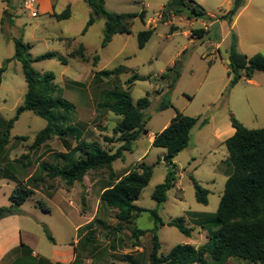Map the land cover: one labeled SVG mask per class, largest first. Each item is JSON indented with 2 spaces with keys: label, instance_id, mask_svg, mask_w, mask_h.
<instances>
[{
  "label": "rangeland",
  "instance_id": "1",
  "mask_svg": "<svg viewBox=\"0 0 264 264\" xmlns=\"http://www.w3.org/2000/svg\"><path fill=\"white\" fill-rule=\"evenodd\" d=\"M105 1L106 8L111 12L139 14L144 11L147 19L142 21L137 18L131 34H118L113 42L101 48L105 29L103 19L98 20L86 34L82 35L90 12L85 0H58L60 11L65 10L60 9L64 2L73 4V17L67 21H58L49 16L32 18L27 11H23L22 0H14L16 9L11 12L17 13L11 16L6 14L4 30L0 32V68L11 60L2 74L0 86V135L5 136L7 133L1 119L9 121L15 116L27 92L22 64L14 59L16 39H23L25 44L32 45L30 53L33 57L48 52L66 56L65 45L59 40L66 35L75 37L78 44L84 43L86 46L88 61L70 59L68 65H63L57 59H53L32 64L38 72H52L58 90L55 96L62 97L76 106V112L70 113L72 115L70 121L79 123L78 130L81 132L82 140L97 141L109 150H116L121 145L119 142L114 144L104 142L105 136L117 139L118 136L114 135L113 129L120 121V117L111 112L97 110V103L103 99L105 92L120 89L129 92L134 101L148 97L152 104L145 111L146 117H150L148 134L140 139L132 152H126L125 160L113 163L118 176H123L124 168L130 170L136 168L140 161L149 165L155 164L149 185L135 202L137 206L147 211L134 216L130 222L119 221L116 218L117 210L100 202L99 197L102 186L114 184L116 179L110 180V172L106 168L89 172L85 176V182L86 184L91 182L94 187L90 197L86 196L85 191L83 193L86 205L82 207V213L86 219L93 221L80 234L84 236L79 243L78 256L74 264H150L155 228L151 214L153 210L158 211L165 223L158 231L160 254L167 255L173 247L182 244H191L199 248L208 241V232L201 224L203 219L192 215L191 212L214 214L225 189L227 177L220 165L228 158L229 153L225 144L216 135V125L230 123L231 116H234L248 129L264 128V85L256 87L241 81L234 88L225 90L224 95L216 99L215 91L219 81L216 69L219 66L209 72L211 64L198 55L199 47L202 45V50L205 51L211 47L212 42L218 43L225 38L221 54L228 60L231 49L229 45L232 34H235L236 37L239 35L241 48L245 53L250 56L260 53L264 56V0H252L253 6L237 19V25L232 28L229 23L223 21L221 26H210L211 32L205 37H202L205 30H192V36L202 37L194 45L185 34L189 27L185 25L184 20L174 21L175 29L179 27V30L174 32L170 26L160 22L153 39L143 49L138 46V33L147 30L145 24L148 19H157L163 8L161 6H164L167 0ZM195 1L206 12L219 18L229 10L231 0ZM1 5L0 0V8ZM183 18L187 19L185 16ZM179 52L181 56L177 55ZM95 56L99 58L96 64L93 63ZM177 60L182 63V77L172 90H168V82L161 78L160 73L166 71L172 62ZM116 68H123L120 75L110 78L95 77L100 71ZM256 74V80L263 83L264 72L259 71ZM133 75L145 76L147 79L128 86L126 82ZM163 100L171 101L173 107L159 112L158 107ZM177 111L187 116L209 119L210 124L201 131L195 130L190 147L176 158L178 171L176 184L168 192L166 203L159 205L152 198V194L156 187L165 181L168 166L161 161L166 151L152 146L151 134L160 132L168 121L171 122ZM46 125L47 121L33 112L27 111L20 116L9 131L5 150L0 153V181L10 179L16 182L12 183L15 188H38L41 196H46L53 188L65 187L63 180L51 181L42 169L43 164L65 163L63 158L56 157L68 149L64 139L54 136L44 145L32 148L36 134ZM66 125L68 126V123ZM72 130L78 131L75 127ZM74 134L75 132H72L69 136L68 142L71 145L74 144ZM146 151L148 156L142 157ZM143 158L145 159L142 160ZM38 177H43L44 180L41 183L35 182L34 179ZM191 177L209 191L208 205L197 202ZM5 189L6 187L0 190L1 207L11 205ZM36 197L43 201L39 195ZM44 202L47 208L54 210L53 214H46L42 209V212L34 211L33 203L29 199L26 206L21 207L22 212L19 215L24 216L21 217L22 221H26L24 218L29 215L24 214V211H32L33 221L39 226H35L37 229L33 228L31 234L26 236L37 242L41 254L48 257L52 242L44 232V227L58 242H63L62 240L67 237L72 240L78 237L74 223L82 218L79 219L76 210L70 209L71 224L64 225L66 217L53 207L50 201ZM180 217L185 218L188 227L194 228L190 238L184 236L177 228L167 225L169 221ZM23 228L26 229L25 226ZM136 228L146 231V234L135 238L132 231ZM204 257L207 264H215L209 255ZM224 264L251 263L229 258Z\"/></svg>",
  "mask_w": 264,
  "mask_h": 264
},
{
  "label": "trees",
  "instance_id": "2",
  "mask_svg": "<svg viewBox=\"0 0 264 264\" xmlns=\"http://www.w3.org/2000/svg\"><path fill=\"white\" fill-rule=\"evenodd\" d=\"M92 9V14L83 30V34L102 18L105 20L104 37L101 48H105L117 34H131L132 26L136 18L142 21L145 18L144 11L141 13L111 12L106 8L105 0H86ZM246 0H232L231 9L219 17V20L231 24L244 7ZM161 22H169L173 17H183L187 19H204L212 22L204 9L195 0H168L161 11ZM70 17V9L66 8L57 15L58 20H66ZM176 27L171 26L174 32ZM204 31V30H203ZM154 34L153 29L144 30L138 33V46L145 48L150 38ZM30 44H25L23 40H15L14 59L22 64V71L27 85V92L22 105H20L15 116L6 121L1 119L5 125L7 133L0 135V153L5 150L9 138V131L19 120L20 116L27 111L33 112L47 121V125L39 131L34 139L32 148L36 149L44 145L52 137L66 139L72 132L75 135L77 146L66 155H56L59 159L65 160L64 165L43 164L42 169L49 179L60 178L68 187L75 182L83 184L84 177L90 171H97L106 168L109 170L110 180L114 179L113 163L125 159L126 152L133 151L134 142L141 134L148 133L145 111L151 106L148 97H143L134 102L129 92L113 89L105 92L104 97L97 103V110L108 111L120 117V121L113 129L114 137H104V142L108 144L121 143L116 149H106L97 141L82 140L81 132L73 131L72 126L66 124L71 119V112L76 110L73 103L62 97H56L57 85L55 75L52 72L40 73L36 71L32 64L44 60L57 59L63 65L67 64V58L55 52H48L33 58L30 53ZM70 58H79L88 61L86 58V48L79 45L69 55ZM98 56L93 58V63L98 62ZM229 68L232 79L228 90L234 88L244 77L251 79L256 72H264V56L260 53L253 56L241 54L237 50V37L232 34L231 49L229 54ZM8 60L0 68V86L2 84V74L6 71ZM123 68L114 70H103L96 73L95 77H106L120 75ZM182 74V63L177 60L165 73L161 75L163 80L168 82V90H172ZM147 78L133 75L126 84L131 86L136 81H144ZM173 107L171 101L163 100L158 111H164ZM198 117H191L176 112L170 124L160 133L156 134L152 146L162 148L166 153L162 157L168 166L165 181L158 185L152 194V198L163 205L168 199V192L175 186L178 175L177 166L174 159L183 152L190 142L192 129L198 124ZM207 120L202 121V125L207 124ZM230 122L235 128V134L226 140L225 145L229 152V158L225 161L229 167L228 179L221 196L217 211L214 214L192 215L203 219L201 224L208 232V241L199 248L191 244H182L173 247L167 255L160 254L161 243L158 237L159 228L164 226L162 218L157 210L151 211L155 221L153 229V249L150 256V264H207L204 256L209 255L215 264H224L229 258H236L248 261L251 264H264V128L248 129L240 123L234 116ZM1 133V131H0ZM79 155L78 158L75 156ZM155 164L149 165L140 162L136 168L130 170L128 174L120 178L114 185L106 188L100 202L109 208L117 210L116 218L122 222H130L134 216H139L147 211L135 204L144 189L149 185L154 171ZM195 189V197L198 203L208 205L209 191L204 189L197 180L192 178ZM35 182H42L43 177L34 179ZM33 194L32 188L17 187L10 195V206L0 207V221L10 216L19 215L21 207ZM86 205V198L82 195V207ZM47 210L46 207H43ZM169 227L179 230L184 236L190 238L194 228L186 225L183 217L173 219L167 223ZM48 239L54 243V238L49 230L44 227ZM135 238L146 234V231L138 228L132 231ZM89 239V238H88ZM39 264H50L41 262Z\"/></svg>",
  "mask_w": 264,
  "mask_h": 264
},
{
  "label": "crops",
  "instance_id": "3",
  "mask_svg": "<svg viewBox=\"0 0 264 264\" xmlns=\"http://www.w3.org/2000/svg\"><path fill=\"white\" fill-rule=\"evenodd\" d=\"M36 1L38 2V10H39V15L37 17H32L30 12L25 9V6H24L25 0H22V3H21V5L23 6V11H25V12L27 11L30 14L29 16L32 17V18H38L39 16H49L50 18H54V19L58 20L57 19V15H59V14H61L63 12V11H60L59 8H58V0H36ZM252 2H253L252 0H246L244 7L238 12V14L235 16L233 22L230 24L231 28L234 27V25H237V19L239 17H241L245 12H247L253 6ZM85 3L87 4L86 0H85ZM1 4L2 5H1V8H0V14H1V16H0V32H3V30H4L3 22H4L6 14H7V16H11V15H15L17 12L16 11H12L11 12V10H15L16 9V5H15L14 0H1ZM72 6H73V4L69 3V2H64L61 5L60 9H64V8L66 9V8L69 7V9H70V17H69V19L58 20V21H67V20L72 19V17H73ZM164 6H161V7H164ZM231 7H232V0L229 1V10L231 9ZM89 8H90V6H89ZM162 9H161V11H162ZM161 11L158 14L157 19H148L146 24H145V27L147 28V30L148 29H153L154 30V34L150 38L149 42L153 39L154 35L156 34V30H157V28H158V26H159V24L161 22V15H160ZM228 11H225V13H227ZM206 13L213 20L211 23H208V21H206L204 19H200V20H196V19H190L189 20V19H186L185 20L183 17H173L172 20H170L169 22H165L163 24L164 25H168L170 27L171 26L176 27V25L173 24L176 19L184 20L185 21V25L187 27H189V30L186 31L185 34L190 39V43L194 45L197 42H199V40L202 37H205L208 33L211 32V27L210 26H214V25H220L221 26L222 25L223 21H220L216 15H214L212 13H209V12H206ZM91 14H92V9L90 8V12L88 14L89 15L88 16V20H89ZM146 15H145V18H144L143 21H145L147 19ZM100 19H102V18H100ZM100 19H98V20H100ZM88 20H87V22H88ZM87 22H86V24H87ZM96 22L94 23V25L96 24ZM94 25H92V26H94ZM197 25H199V26L196 27ZM195 29L205 30L204 35L202 37L192 36L191 32H192V30H195ZM88 30H87V32H88ZM177 30H179V27L175 31H177ZM82 35H84V34L82 33ZM116 36H118V34L113 37L111 42H113V40H114V38ZM224 39H222L218 43L212 42L211 43V47L208 50H205V51L202 50V46H203L202 45L201 47H199V53H198V55H201V57L208 64H211V66L209 67V72H211L214 67L219 66L216 69V71H217V73L219 75L218 76V80L219 81H218V84H217V89L215 91L216 99H218V97H220L221 95H224L223 92L228 89L229 83H230V81L232 79V74H230L231 70L229 68V59L228 60L224 59L222 54H221L222 43L225 41ZM21 40H23V39H21ZM59 40L62 41L64 43V45H65L66 56H63L60 53H57V54L67 58V64L66 65L69 64L68 60H70V59L79 60L81 62H84L83 60H81L79 58H70L69 57L70 53L75 48H77L81 44L84 45V43L78 44L76 42V38L75 37H71V36H68V35H66L64 37H60ZM148 43L146 44V46L148 45ZM30 46L32 48L31 44H30ZM229 47H231V44L229 45ZM85 48H86V46H85ZM237 50L241 54H246V55L250 56L249 54L245 53L242 50L241 41H240L239 35L237 37ZM184 51H185V49H184ZM229 54H230V52L228 53V58H229ZM177 55L181 56V53L179 52ZM33 58H36V57H33ZM175 62L173 61L171 66H169L167 68V70L170 67H172L175 64ZM219 62H221V63H219ZM166 71H162L160 74L162 75ZM192 72H194V71H192ZM256 73L249 80H246L243 77L239 81V83L241 81H245V82H247L250 85H253V86H256V87H261V85H264V81H263V83L257 81L256 80V76H257ZM141 77H145V76H141ZM181 77H182V75H181ZM145 78H147V77H145ZM75 82H77V81H75ZM134 102H137V101H134ZM75 112H76V110H75ZM182 114H184V113H182ZM198 118L200 119V121L192 129L191 135H190V142L188 144V147L185 150H187L190 147V145H191L193 132L195 130L201 131L203 128H205L206 126H208L210 124V120L209 119H206V118L201 119L200 117H198ZM205 119L208 122H207L206 125H202V121L205 120ZM149 121H150V117L148 116L147 126H148ZM78 124L79 123L73 122V121L68 122V126H73V127L76 128V130H78V128H79ZM169 124H170V121H168L162 127L160 132H162ZM235 131L236 130L232 126L231 122L230 123L228 122L227 124H219V125H216V127H215V132H216L217 137L224 144H225L227 139H229L230 137H232L235 134ZM160 132H158V133H160ZM158 133H152L151 134V143L153 142L156 134H158ZM77 134L78 133L74 134V136H73L74 144H72V145L68 142L70 137H67L66 139H64L65 145H66V147L68 149L64 153H59V154L66 155L69 151H71L72 149H74L77 146V141H76V138H75L76 137L75 135H77ZM144 135H146V134L145 133L141 134L140 137L134 142L133 149H134L135 145L140 141V139ZM147 152L148 151L144 152L142 157L145 156V158H146L148 156V154L146 155ZM165 153L166 152L163 153L162 157L164 156ZM78 156L79 155L77 154V156H75V158H78ZM162 157H161V159H162ZM145 158H143L142 160H144ZM176 158L174 159V163L176 162ZM228 158H229V156H228ZM226 160H223V162H221L220 167H222V172L228 179L229 167H227L226 164H225ZM140 162H142V161H140ZM222 164H223V166H222ZM113 172H114V175H115L114 179H116V181L114 182V184H115L120 178H122L123 176L128 174L130 172V169H128V168L125 169L124 168L122 170V172H123L122 175L123 176H118L117 172L114 170V168H113ZM57 179H60V178H56V179H53V180L50 179V180L51 181H55ZM12 183H16V182H14V181H12L10 179H4V180L0 181V190H2L3 188L6 187L5 190L7 191V195H8L9 198H10L11 193L15 189V187L12 186L13 185ZM114 184L110 183V184H106V185L102 186V188H101L102 190L99 193V197H101L103 191L106 188H108V187H110V186H112ZM93 187H94V185L91 182H89V184H86L85 177H84L83 184H81L79 182H75L73 186L68 187L66 185V183H65V187L62 186L60 188H53L52 190H49V192H48V194L46 196H44V195L41 196L38 193L39 192L38 188H32L33 189V194H32V196L30 198H28L26 200V202L23 204V207L26 206L27 201L30 199L32 201V203H33L32 206H33L34 211L42 212L41 211V209H42L44 213L50 215V214H53L54 210H50L49 208H47L46 203L44 202L45 200L46 201H50V203H52L53 207L58 209V211L60 213H62L63 216L66 217V220L64 221V225L66 223L68 226H69V224H71L70 209L76 210V214L78 215L79 219L82 218L80 221L74 223L75 232L78 233V237L76 239H72V240H70V238L67 237L66 239L62 240L63 242H58V240H54L55 242L52 243L51 247L49 248V256L48 257L44 256V255L41 254V250L39 248L38 243L34 242V240H31V239L28 238V236H26L28 234L30 235L31 231H33V228L37 229V227H35V226H39V225H37L33 221L32 217H34V214H32V211H29V212L24 211V214L29 215L28 217L25 216L24 220H26V221H22L21 220V217H24L22 215L10 216V217L5 218V219L0 221V264H39L40 261L44 262V263H50V264H74V262L76 261L77 256H78L79 243H80V241L82 240V238L84 236V235H80V234L82 233L84 228L86 226H88L89 224H91V222L93 221V220L91 221L89 219H86L84 214L82 213V195H83V193L85 191L86 196L90 197V193L92 192V190H93L92 188ZM4 195H5V193H4ZM37 195L42 197V200H43L42 202L39 200L40 198L36 197ZM43 207H46L47 210H44ZM193 213L203 214V213H200V212H193ZM37 221H41V220H37ZM23 225L26 227L27 230L23 228L24 227ZM38 228H40V227H38ZM63 230H64V227H63ZM28 231H30V232H28Z\"/></svg>",
  "mask_w": 264,
  "mask_h": 264
},
{
  "label": "built area",
  "instance_id": "4",
  "mask_svg": "<svg viewBox=\"0 0 264 264\" xmlns=\"http://www.w3.org/2000/svg\"><path fill=\"white\" fill-rule=\"evenodd\" d=\"M25 9L30 12L32 17H37L39 15L38 2L36 0H25Z\"/></svg>",
  "mask_w": 264,
  "mask_h": 264
},
{
  "label": "water",
  "instance_id": "5",
  "mask_svg": "<svg viewBox=\"0 0 264 264\" xmlns=\"http://www.w3.org/2000/svg\"><path fill=\"white\" fill-rule=\"evenodd\" d=\"M231 63V61L229 60V64Z\"/></svg>",
  "mask_w": 264,
  "mask_h": 264
}]
</instances>
